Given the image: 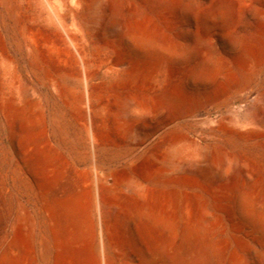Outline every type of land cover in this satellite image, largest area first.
<instances>
[{
  "label": "bare ground",
  "instance_id": "obj_1",
  "mask_svg": "<svg viewBox=\"0 0 264 264\" xmlns=\"http://www.w3.org/2000/svg\"><path fill=\"white\" fill-rule=\"evenodd\" d=\"M8 8L35 72L62 98L89 147L87 169L62 158L86 188L97 220L80 260L52 215L50 264H197L199 246L249 244L264 234V198L247 195L257 175L252 162L201 152L179 128L202 102L196 61L203 50L208 60V27L227 21L229 0H211L209 8L198 0H21ZM0 123L16 179L44 147L58 151L38 90L1 29ZM39 132L41 143H24ZM122 144L133 154L105 167L99 152ZM241 173L249 182L238 180ZM217 178L225 183L215 186L210 203L208 180L215 185ZM23 224L18 214L7 232L5 264H28ZM229 232L243 239L224 238Z\"/></svg>",
  "mask_w": 264,
  "mask_h": 264
},
{
  "label": "rangeland",
  "instance_id": "obj_2",
  "mask_svg": "<svg viewBox=\"0 0 264 264\" xmlns=\"http://www.w3.org/2000/svg\"><path fill=\"white\" fill-rule=\"evenodd\" d=\"M198 1L202 7L211 5V0ZM11 3L0 0V29L21 72L38 90L46 112L47 134L58 151L44 147L16 179L11 171L9 148L2 141L0 123V264H5L6 235L12 232L18 214L24 219L25 262L29 264L37 259L39 264H50L52 251H47L46 245L52 241V215L54 223L60 221L67 232L72 254L81 260L97 213L90 211L86 188L74 178L72 168L63 158L80 169L88 168L86 134L52 85L35 72L28 44L9 14L8 7L20 5L21 0ZM229 3L227 21L223 23L218 18L214 26L208 27V60L204 59L203 50L196 61L202 102L179 119V128L196 141L199 151L208 149L210 156L223 157L225 161L248 158L257 175L247 195L258 200L264 198V0H247L245 5L239 0ZM189 73L186 68L181 75L187 77ZM43 137L42 132L28 134L24 143L38 144ZM133 151L132 146L122 144L100 151L99 159L105 167L114 166ZM7 173L9 190L4 196L3 181ZM216 180L215 185L208 180L210 203L217 194L215 186L225 183L223 179ZM238 180L249 182L242 173ZM223 237L243 239V234L229 232ZM254 240L249 244H208V249L199 246L197 264H264V234L258 233Z\"/></svg>",
  "mask_w": 264,
  "mask_h": 264
}]
</instances>
